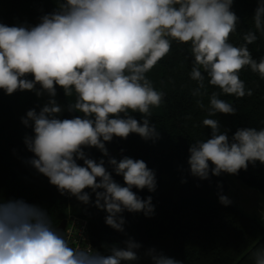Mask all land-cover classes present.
<instances>
[{
  "label": "clouds",
  "instance_id": "1",
  "mask_svg": "<svg viewBox=\"0 0 264 264\" xmlns=\"http://www.w3.org/2000/svg\"><path fill=\"white\" fill-rule=\"evenodd\" d=\"M234 0H63L56 10L40 17L34 26L0 23V90L34 91L48 100L21 118L33 135L25 145L33 157L28 163L48 178L61 195L75 197L107 213L106 225L124 233L123 213H154L152 197L141 198L133 191L156 189L155 172L142 159L109 156L106 143L114 137L127 139L137 134L155 141L160 133L150 122L153 107L164 102L146 74L171 50L172 41L189 44L192 59L190 78L197 82L193 95L208 84L213 92L204 126L210 138L189 146L188 165L192 176L238 174L249 164H264V128H238L229 137L221 131L217 113L234 115L236 108L219 95L251 96L240 79L249 67L264 79V57L254 59L248 45L264 35V0H257L255 31L244 33V44L229 42L240 18L232 10ZM28 77H31L29 79ZM39 86V87H37ZM57 87L66 97L75 94L67 110L79 113L60 119ZM201 108L204 107L200 103ZM129 112L140 113L137 120ZM85 148H96L109 157L117 183L105 160L90 158ZM78 161H83V165ZM183 182V181H182ZM225 206L231 203L219 195ZM106 254L92 247H71L62 231L54 229L49 214L23 200L0 203V264H133L140 259L142 245L134 238L103 245ZM151 264H183L182 261L147 249ZM254 264H264V249L254 253Z\"/></svg>",
  "mask_w": 264,
  "mask_h": 264
},
{
  "label": "trees",
  "instance_id": "2",
  "mask_svg": "<svg viewBox=\"0 0 264 264\" xmlns=\"http://www.w3.org/2000/svg\"><path fill=\"white\" fill-rule=\"evenodd\" d=\"M62 2L0 0V23L34 26L41 16L56 10ZM256 7L257 0H234L232 10L240 23L237 31L230 35L229 42L233 45L244 44V33L255 31L253 15ZM257 37L248 48L253 58L259 60L264 57V35L257 32ZM192 59L190 45L173 40L170 52L146 74L153 87L165 94L161 106L150 109V122L160 133L157 140L146 141L133 133L127 139L114 137L106 143L110 157L118 161L124 156L142 159L155 172L157 186L154 192L133 188L143 199L152 197L153 215L125 211V232H118L106 225L107 213L94 206L95 194L91 189H85L91 202L84 204L75 197L61 195L47 177L32 167L28 161L33 153L28 151L24 138L33 135V131L22 123L21 118L30 109L39 111L41 105L35 92L27 90L12 95L0 90V203L23 200L39 206L49 214L54 229L69 213L85 218L89 222L91 240L101 253L106 254L103 245L123 247V241L132 237L142 245L138 250L140 259L133 264H151L145 255L150 248L183 264H254L253 253L264 249L261 222L264 218L249 216L232 202L227 206L219 202V195L226 196L227 173L220 176L210 173L208 179L201 180L192 176L189 170V146L210 138L211 130L202 121L209 118L207 109L211 94L220 93L218 88L208 84L205 73V88L200 90V95H193L197 82L190 78ZM240 79L253 94L237 98L221 93L219 98L232 104L236 113H217L210 117L219 120L221 131L227 130L229 137L238 128H264V79L249 67L240 72ZM57 92L66 106V111L58 118L80 115L67 110L68 105L75 102V94L66 97L59 87ZM129 115L141 119L140 113L129 112ZM84 151L97 162L103 158L113 179L124 185L123 177L116 175L107 164L109 157H104L96 148H85ZM78 163L83 165V161ZM233 176L264 196V164L250 163L247 170L242 169Z\"/></svg>",
  "mask_w": 264,
  "mask_h": 264
},
{
  "label": "rangeland",
  "instance_id": "3",
  "mask_svg": "<svg viewBox=\"0 0 264 264\" xmlns=\"http://www.w3.org/2000/svg\"><path fill=\"white\" fill-rule=\"evenodd\" d=\"M38 98L41 107L45 103H47V95ZM55 99L57 100V103L62 106L63 111L60 114H63L66 111V106L61 100V97L59 96L58 92ZM224 186L226 196L238 209L243 211L245 214L252 217H257L258 212L262 213V211L260 210H262V208L264 207V196L259 190L247 186L241 180L237 179L231 174L226 175ZM261 222L264 227V221Z\"/></svg>",
  "mask_w": 264,
  "mask_h": 264
},
{
  "label": "built area",
  "instance_id": "4",
  "mask_svg": "<svg viewBox=\"0 0 264 264\" xmlns=\"http://www.w3.org/2000/svg\"><path fill=\"white\" fill-rule=\"evenodd\" d=\"M65 219L66 226L62 234L69 241L71 247H92L94 250H98L91 240L87 219L72 213H69Z\"/></svg>",
  "mask_w": 264,
  "mask_h": 264
},
{
  "label": "water",
  "instance_id": "5",
  "mask_svg": "<svg viewBox=\"0 0 264 264\" xmlns=\"http://www.w3.org/2000/svg\"><path fill=\"white\" fill-rule=\"evenodd\" d=\"M65 226H66V219H63V220L60 222V224L57 226L56 229L62 231V233H63V231H64V229H65Z\"/></svg>",
  "mask_w": 264,
  "mask_h": 264
},
{
  "label": "crops",
  "instance_id": "6",
  "mask_svg": "<svg viewBox=\"0 0 264 264\" xmlns=\"http://www.w3.org/2000/svg\"><path fill=\"white\" fill-rule=\"evenodd\" d=\"M260 211H262V213L258 212L257 217H261L262 218L264 216V207Z\"/></svg>",
  "mask_w": 264,
  "mask_h": 264
}]
</instances>
